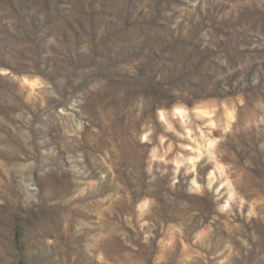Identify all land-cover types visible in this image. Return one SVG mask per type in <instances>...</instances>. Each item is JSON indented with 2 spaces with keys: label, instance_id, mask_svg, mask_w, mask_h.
Wrapping results in <instances>:
<instances>
[{
  "label": "rangeland",
  "instance_id": "1",
  "mask_svg": "<svg viewBox=\"0 0 264 264\" xmlns=\"http://www.w3.org/2000/svg\"><path fill=\"white\" fill-rule=\"evenodd\" d=\"M0 264H264V0H0Z\"/></svg>",
  "mask_w": 264,
  "mask_h": 264
},
{
  "label": "bare ground",
  "instance_id": "2",
  "mask_svg": "<svg viewBox=\"0 0 264 264\" xmlns=\"http://www.w3.org/2000/svg\"><path fill=\"white\" fill-rule=\"evenodd\" d=\"M26 80H28V78L26 79ZM30 80H28V82H29ZM31 83H33V85L35 84V82L34 81H30ZM29 82V83H30ZM177 112L181 115V116H185V112H184V109H182V108H178L177 109ZM206 142V144H207V148L209 149V148H211V146H212V141H205ZM207 149V150H208ZM32 193V192H31Z\"/></svg>",
  "mask_w": 264,
  "mask_h": 264
}]
</instances>
